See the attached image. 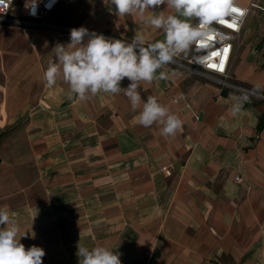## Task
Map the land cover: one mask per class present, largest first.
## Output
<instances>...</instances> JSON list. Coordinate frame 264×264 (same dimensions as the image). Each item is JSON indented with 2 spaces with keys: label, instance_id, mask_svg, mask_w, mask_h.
Masks as SVG:
<instances>
[{
  "label": "crops",
  "instance_id": "1",
  "mask_svg": "<svg viewBox=\"0 0 264 264\" xmlns=\"http://www.w3.org/2000/svg\"><path fill=\"white\" fill-rule=\"evenodd\" d=\"M254 1L264 7L236 0ZM155 14L117 16L104 0H63L50 17L154 43L164 39L146 22ZM263 40L264 12L254 8L229 78L261 92ZM68 42L55 29L0 26V64L14 71L0 89V208L16 219L17 239L45 249L44 264H77L78 242L118 251L122 264H264V99L173 61L158 70L167 79L140 82L136 111L123 92L81 101L62 78L52 87L43 80L52 48ZM149 96L182 120V131L165 137L160 124L138 123Z\"/></svg>",
  "mask_w": 264,
  "mask_h": 264
},
{
  "label": "clouds",
  "instance_id": "2",
  "mask_svg": "<svg viewBox=\"0 0 264 264\" xmlns=\"http://www.w3.org/2000/svg\"><path fill=\"white\" fill-rule=\"evenodd\" d=\"M41 2L43 0H24V8L29 15L35 16ZM52 2L45 7L50 9ZM104 3L117 16L135 13L143 19L145 11L151 9L157 14L146 22L162 30L164 39L144 46L141 36H133L129 43L84 26L73 27L69 30V42L57 43L52 48L55 59L49 60L43 80L52 87L62 78L69 86V95L81 101L100 92H123L133 111L141 104L137 91L140 82L167 79L168 74L158 70L181 54L192 53L193 62L206 69H216L219 58V69L223 71L224 58L231 45L225 43L230 37L220 29L238 32L249 11L240 7L236 0H104ZM9 4L12 0H0L2 8L7 9ZM162 6L174 10L175 14L159 15L157 10ZM125 79L128 84L122 87ZM240 108L239 103L234 104L233 113ZM138 123L145 128L160 124L165 137L175 136L183 129L182 120L153 96L143 102ZM0 226H3L0 227V264H44L45 249L37 245L26 248L21 243L25 235L17 239L19 225L5 208H0ZM76 247L77 264H122V254L118 251L104 246L89 249L80 242Z\"/></svg>",
  "mask_w": 264,
  "mask_h": 264
},
{
  "label": "built area",
  "instance_id": "3",
  "mask_svg": "<svg viewBox=\"0 0 264 264\" xmlns=\"http://www.w3.org/2000/svg\"><path fill=\"white\" fill-rule=\"evenodd\" d=\"M63 0H43L38 6L37 12L35 16L29 15L28 12L24 8V3H21V0H12V4H9L7 9L0 7V26H15L21 28H50L55 29L63 34H69V30L73 27H78L76 25L71 24H62L57 21H54L50 18L51 13L55 11V9L60 5ZM52 2V6L50 9L45 7V4ZM237 3V2H236ZM240 7L248 8V13L246 17L243 19L241 27L238 32H234L231 29L221 28L220 30L226 33L227 37L230 39H225L226 44H230L231 48L226 54L224 58V68L223 71L219 69V58L217 59V68L216 69H206L201 67L200 65L193 62V54L190 53L186 58L183 56L184 54L179 55L174 59V62L186 67L190 72L210 79L221 86L224 89H230L233 91L241 92L243 94L258 97L264 99V92H261L257 89H254L250 86H246L244 84L236 83L230 80V68L232 57L235 51V43L240 39L246 19L251 13L252 9L259 8L263 10L264 7L259 5L257 2L251 3L250 6H243L237 3ZM6 12V13H5ZM104 35V34H103ZM108 37L107 35H104ZM127 42V41H126ZM130 43V42H129ZM149 43H144V46H147ZM164 170L166 172H170L168 167H165ZM236 181H241L242 177L237 175L235 177Z\"/></svg>",
  "mask_w": 264,
  "mask_h": 264
},
{
  "label": "rangeland",
  "instance_id": "4",
  "mask_svg": "<svg viewBox=\"0 0 264 264\" xmlns=\"http://www.w3.org/2000/svg\"><path fill=\"white\" fill-rule=\"evenodd\" d=\"M51 19H55L54 17H50ZM248 19V18H247ZM247 19H246V21H247ZM246 23V22H245ZM245 26V25H244ZM18 38H19V36H16V35H12V36H10V41H11V43H9V45H11L10 47H13L14 45H15V42H17V40H18ZM263 38V37H262ZM264 41V40H263ZM5 55V54H4ZM13 55V54H12ZM185 56H189V54L188 55H185ZM2 58H3V60H4V56H1ZM0 57V58H1ZM5 61V60H4ZM4 61H2V63L0 64V89H1V86L2 85H4L5 84V81H6V77H7V74L9 73H12V76H14L13 75V73H14V71H13V64H11L12 66H9V65H6V64H4ZM11 76V78L9 79V81H10V83L13 85V83H14V78ZM0 94H1V90H0ZM0 102H1V100H0ZM1 132H4V131H2V130H0V133ZM2 138V137H1ZM0 138V142L2 141V139ZM222 259L224 260V261H228V258L227 257H222ZM217 264V263H216Z\"/></svg>",
  "mask_w": 264,
  "mask_h": 264
},
{
  "label": "water",
  "instance_id": "5",
  "mask_svg": "<svg viewBox=\"0 0 264 264\" xmlns=\"http://www.w3.org/2000/svg\"><path fill=\"white\" fill-rule=\"evenodd\" d=\"M3 134H4V132H1V133H0V138L2 137Z\"/></svg>",
  "mask_w": 264,
  "mask_h": 264
},
{
  "label": "trees",
  "instance_id": "6",
  "mask_svg": "<svg viewBox=\"0 0 264 264\" xmlns=\"http://www.w3.org/2000/svg\"><path fill=\"white\" fill-rule=\"evenodd\" d=\"M263 121H264V117L262 118V121L261 122L263 123Z\"/></svg>",
  "mask_w": 264,
  "mask_h": 264
}]
</instances>
